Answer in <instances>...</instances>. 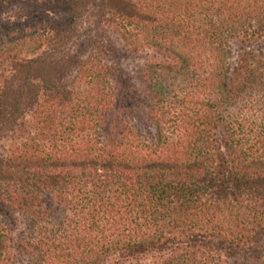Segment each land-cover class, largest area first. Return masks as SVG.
Wrapping results in <instances>:
<instances>
[{
	"label": "trees",
	"instance_id": "1",
	"mask_svg": "<svg viewBox=\"0 0 264 264\" xmlns=\"http://www.w3.org/2000/svg\"><path fill=\"white\" fill-rule=\"evenodd\" d=\"M260 40L264 0H0V264H264Z\"/></svg>",
	"mask_w": 264,
	"mask_h": 264
},
{
	"label": "rangeland",
	"instance_id": "2",
	"mask_svg": "<svg viewBox=\"0 0 264 264\" xmlns=\"http://www.w3.org/2000/svg\"><path fill=\"white\" fill-rule=\"evenodd\" d=\"M27 10L23 6H13L10 10L6 11L4 14V21L10 24H18L22 19H25L27 17ZM53 16V15H52ZM56 19L61 18V15L55 16ZM107 35L111 40L114 42L115 46L118 49L117 55L115 56V62L119 63L123 68L124 72L128 74V78L132 80V78H136V69L141 67L143 64H145L147 61L149 62H157L162 61V57L158 56V54L149 48H146L145 50H142L139 52L138 55L130 53V48L128 47L127 43L124 41L122 37V33L117 32L114 29H107ZM233 57L234 61L239 58V55L243 51H251L254 53H257L258 55L264 56V40L257 41L253 43L250 47L244 48L242 44H235L233 49ZM125 78H127L125 76ZM135 84L140 87V84L138 82H135ZM10 210H6L2 206V202L0 200V218H7L11 217L15 218V220L19 223V231L22 232L24 230V219L22 216L16 214L9 213ZM22 261V259H19V262ZM109 264H117V260L110 261Z\"/></svg>",
	"mask_w": 264,
	"mask_h": 264
}]
</instances>
